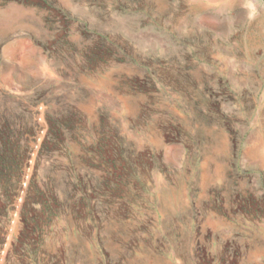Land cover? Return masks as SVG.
<instances>
[{"label": "rangeland", "instance_id": "obj_1", "mask_svg": "<svg viewBox=\"0 0 264 264\" xmlns=\"http://www.w3.org/2000/svg\"><path fill=\"white\" fill-rule=\"evenodd\" d=\"M0 264H264V0H0Z\"/></svg>", "mask_w": 264, "mask_h": 264}, {"label": "trees", "instance_id": "obj_2", "mask_svg": "<svg viewBox=\"0 0 264 264\" xmlns=\"http://www.w3.org/2000/svg\"><path fill=\"white\" fill-rule=\"evenodd\" d=\"M5 138L2 137V142L0 143V169H5L8 162V152L6 150Z\"/></svg>", "mask_w": 264, "mask_h": 264}]
</instances>
